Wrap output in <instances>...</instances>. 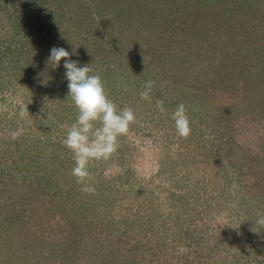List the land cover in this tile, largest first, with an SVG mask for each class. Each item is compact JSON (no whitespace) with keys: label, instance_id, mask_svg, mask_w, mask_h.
I'll use <instances>...</instances> for the list:
<instances>
[{"label":"rangeland","instance_id":"rangeland-1","mask_svg":"<svg viewBox=\"0 0 264 264\" xmlns=\"http://www.w3.org/2000/svg\"><path fill=\"white\" fill-rule=\"evenodd\" d=\"M140 2L147 9L136 11L142 4L127 9L125 0H0V48L13 32L14 43L18 38L17 45H25L26 26L35 46L32 59L16 54L14 63L0 59V264H65L71 236L79 250L69 264H160L155 251L142 247L148 245L141 240L137 215L129 222L132 233L119 238L117 223L127 217L120 206L129 190L139 192L136 200L144 208L146 201L158 202L161 217L165 209L176 212L163 193L171 184L169 170L184 161L197 163L195 169L200 166L207 177L198 183L206 193L197 190L186 211L195 202L202 210L211 207L214 215L210 226L202 224L194 234L223 238L242 228L229 249L215 254L214 263L264 264V248L256 245V231L264 235L259 222L264 217V0ZM53 46L74 51L70 58L80 66L89 64L118 107H131L145 81H154L146 111L135 113L126 133L133 151H124L126 144L118 141L108 159L91 161L90 192L71 175L73 156L61 142L76 109L67 97L64 58L56 69L48 63ZM180 104L203 131L187 147L180 144L172 116ZM205 110L221 118L220 125L212 124ZM13 132L19 133L15 139ZM224 134L246 158L240 176L228 157L216 162L206 157ZM186 156L189 160H182ZM23 179L31 181L23 187ZM83 207L93 218L87 226L78 218Z\"/></svg>","mask_w":264,"mask_h":264},{"label":"trees","instance_id":"trees-1","mask_svg":"<svg viewBox=\"0 0 264 264\" xmlns=\"http://www.w3.org/2000/svg\"><path fill=\"white\" fill-rule=\"evenodd\" d=\"M125 1L128 6L127 9H132V7L134 6L136 8L138 7V4L139 5L142 4L140 0H136V1L125 0ZM196 1L197 0H195L193 4L199 3ZM31 4L32 3L30 2H26V5H31ZM139 7L136 8V11L147 9V6L144 4V2ZM15 19L16 18L13 19V22H16ZM32 31L33 30L31 29L30 26H26L25 29L21 30L23 39H25L24 41H26V44L22 46L17 45L18 41L20 40L18 38H17L16 43H14L15 41L14 39H16V37L14 36L16 34L15 32H13L12 39H9V37L6 36V38L9 40H6V39L4 40V43L7 42V44H4V46H2L4 50H1L2 47L0 48V52H1L0 59L7 58L9 63H14L13 61H14L15 54L19 55L20 57L22 56L27 57V55L31 56L30 52L33 49H35V46L31 45V43H33L32 40H28L29 36H31ZM16 32H18V30ZM13 45H16V46H13ZM12 46L15 47L13 48V50L11 49ZM13 51L16 53H13ZM30 59H32V56L30 57ZM148 66L153 67L149 64ZM25 70L31 73L29 75H32L30 67L25 68ZM160 70H161L160 73L162 74V71L164 70V68ZM15 78L19 80L20 76L18 78V76L16 75ZM166 83H168V79H166ZM163 90L166 93L165 88ZM130 102H131L130 106L133 109L134 113L138 112V110L140 111L143 109H144L143 113L146 111L147 107L144 104L147 103V100H144L138 96L134 98L133 100H131ZM200 113L201 112H198L196 115H199ZM204 113H207V117L209 119H212V122H213L212 124L216 125V127L220 125L221 123L220 121H222L221 118L209 116L210 112H208L207 110H205ZM191 123H190V127H191L190 134L186 137L181 138L180 144L183 147L189 146L193 138L196 139V141L202 138V134H203L202 129L197 128L196 125H193ZM214 132L217 133L216 130H214ZM196 133L197 135H195ZM224 138H225L224 141L222 140L220 141V144L216 150H214L213 147H211L207 151H205L209 153V154L205 153L207 155L206 157L209 156V159L214 158L215 162L219 161L220 158L228 157L229 164L232 167L233 171L237 172L238 175L240 176L241 174H244L242 172L243 170L242 166L244 165L246 158L240 157V154H242L240 150L242 149H240V147L236 144L235 141H233L231 137L227 138V134H226ZM118 141H119V144L121 145L126 144L124 146H121L124 151L125 150L133 151L134 148H132L129 145L130 143L128 142L126 138V134L118 137ZM226 149L227 151H225ZM182 160H189V158L186 156V158H182ZM196 165L197 163H194V162L188 163V161L187 162L184 161L180 163V165L173 166V168L170 169L169 173L167 174L166 181L167 183L169 184L171 183V184L166 187L167 189L165 190V193H163V196L166 197V199L170 201L169 203L173 201L174 204L171 207L173 210L176 211L174 213L170 212L169 214H167L166 213L167 210L165 209V214L163 217H161V214L158 215V213L156 212L159 209V207L157 209V207L155 206L156 204H158V202L146 201L145 203L146 209H145L143 204L138 203L137 202L138 200H136L139 192L128 190V193H126L125 195L126 201L124 204L120 206V211H123V214L127 215V217L125 216V221L121 222L120 224L116 222L117 228L115 231L118 233L119 238H123L124 235H128V233H132L131 228L130 229L128 228L129 222L130 224H133L134 221L131 220L132 215L134 216L137 215V217L135 218L136 222L141 221L142 222L141 225L143 226L142 232H141L143 237L141 240L145 243V245H148V248H145L144 246L142 247L144 250H146V252L155 251V253L157 254L155 259H157L156 261H158L160 264H173L172 262H175V261L178 262V260L183 261L184 264H211V263H214L215 254L221 252V248L229 249L228 244L230 243V241L232 244V240L236 238V233H242L241 231L242 228L241 229L238 228L234 232H231L230 234L225 233V236H223V238L221 236H215V235L211 237L210 234L208 235V237H204L203 235L196 236L194 234V231L199 230L202 224L205 225L206 223L207 227L210 226V221L212 220V217H214L213 213L211 212V207H209L208 211L202 210L203 208L199 209L193 205L195 202L192 204V207H191V209L193 210L186 211L185 206L188 205L186 201H188L189 198L194 196V194L197 195V190L200 192L206 193L205 189H202L200 187L201 185H198L199 182L207 181L206 174L205 172H202V175H201L200 171H202L203 169L200 166H197V169H195ZM30 181L31 180L23 179L21 182L23 184L22 186L24 187V184ZM218 191L220 195H223L224 193L223 189L221 190L218 189ZM84 204L86 205V203ZM189 204L191 205V202H189ZM75 207H76V204H73V208ZM70 209L72 210V208ZM150 209L151 210L153 209V210L149 211ZM132 210L134 211L135 214H132ZM87 212L88 211L85 210L84 207L77 209L78 218H80V220L84 222V225L86 226H87L86 224L87 222L93 220L92 217L85 216ZM203 213H205L206 217H208V222L204 220ZM67 216L71 217L70 214ZM87 218H88V221H86ZM192 224H194V227ZM147 232L151 233V236ZM256 235L258 236L256 245L262 246L264 248V235L259 233L258 231H256ZM71 240L73 241L72 244H70ZM68 244L69 245L64 248L65 250L62 255V257L64 258L65 264H69L70 262L69 258L75 257L77 254V251L79 250L78 248L76 249L75 247L76 243L74 241V238H72V236L68 240ZM33 248L32 246H30V249H33ZM249 250L253 251L252 247H249ZM163 256L164 258H162ZM165 257H166V261H164ZM161 259L162 261H160ZM139 261L143 262L141 260ZM31 263L32 261H29V264ZM94 264H97V263H94Z\"/></svg>","mask_w":264,"mask_h":264},{"label":"clouds","instance_id":"clouds-1","mask_svg":"<svg viewBox=\"0 0 264 264\" xmlns=\"http://www.w3.org/2000/svg\"><path fill=\"white\" fill-rule=\"evenodd\" d=\"M73 53L63 47L53 46L48 63L56 69L64 58L67 97H70L76 109V117L73 123L66 126L61 142L73 156L71 175L82 185V191L90 192L93 189L87 183L91 179L89 163L106 160L116 151L118 137L128 132L129 125L135 120V113L131 107H118L107 95L101 76L93 74L89 64L80 66L78 60L71 59ZM47 79L42 83H46ZM153 84L152 80L145 81L144 89L140 92L142 99L151 100ZM172 116L178 135L188 136L191 127L184 105H178ZM18 135V132H13L12 138ZM259 222L264 223V217Z\"/></svg>","mask_w":264,"mask_h":264}]
</instances>
